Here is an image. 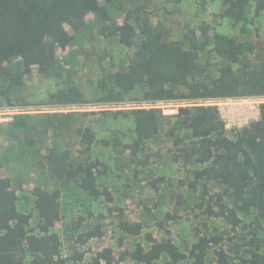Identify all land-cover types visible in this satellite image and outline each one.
<instances>
[{
    "label": "rangeland",
    "instance_id": "rangeland-1",
    "mask_svg": "<svg viewBox=\"0 0 264 264\" xmlns=\"http://www.w3.org/2000/svg\"><path fill=\"white\" fill-rule=\"evenodd\" d=\"M103 4L109 20L88 12L83 28L67 26L74 40L65 48L57 47L51 70L42 72L39 65L33 64L32 71L23 74L22 58L18 57L6 64L7 73H0V164L17 190L19 210L33 213L35 228L40 219L34 209L36 190H61L62 215L53 231L61 237L65 257L75 252L84 254L83 261L71 260L69 264H104L96 256L106 247L115 251L114 264H131L130 259L118 261L120 252L134 249L139 242L146 244L147 232L163 239L166 234L160 222L171 230V237L184 253L188 254L200 237L225 233L220 242L231 264H256L252 252H256L259 242L264 245V219L255 209L243 211L240 203H235L216 182L193 184L194 166L178 158L173 141L164 134L149 141L138 155L127 147L135 138L129 110L162 108L165 115H172L179 112L180 106L197 103L147 99L144 87L128 93L121 90L116 76L128 71L136 48L105 29L114 23H130L136 28L137 44L145 39L141 34L144 21L150 22L155 34H162L167 43L188 48L200 37L199 63L205 76H218L230 64L228 56L215 49L218 35L247 42L254 47L238 64L233 63L235 70L264 71V0H250L242 21L224 14L226 0H113ZM202 30L208 31L206 44ZM200 101L218 107L233 138L236 130L260 118L264 95L240 94ZM80 127L91 128L96 135L91 155L106 165L99 184L111 190L113 202L104 196L96 199L77 183L64 182L54 175L49 163L51 149L69 150L77 161L88 158L78 133ZM219 194L236 210L240 219L237 227L210 215L208 200L212 196L214 203ZM121 220L141 223L142 234L123 232ZM98 225L104 235L87 239L86 232ZM25 257L28 263L33 259L28 252Z\"/></svg>",
    "mask_w": 264,
    "mask_h": 264
},
{
    "label": "trees",
    "instance_id": "trees-1",
    "mask_svg": "<svg viewBox=\"0 0 264 264\" xmlns=\"http://www.w3.org/2000/svg\"><path fill=\"white\" fill-rule=\"evenodd\" d=\"M113 0H0V73H7L6 64L20 57L23 74L32 71L33 64L42 72L55 66L57 47H67L74 40L67 26L79 30L85 25L88 12H95L107 21L109 12L103 4ZM250 0H226L224 14L242 21L246 18ZM118 35L121 41L136 51L131 57L128 71L117 74L116 83L124 92L146 88L145 96L167 101L192 100L196 105L180 106L177 114L165 115L162 108H136L127 112L135 124V138L127 144L138 155L149 141L164 134L173 141L178 158L193 165V184L209 180L224 187L243 211L252 208L264 219V102L260 103V118L250 125L228 135L226 123L218 107L203 105L202 99L236 95H264V71H238L243 55L253 49L247 42L216 37L215 49L228 56L230 64L223 67L218 76H205L200 68V37L185 48L176 43H167L162 34H155L150 22L144 21L141 34L145 39L135 42L136 28L130 23H114L105 29ZM202 40L208 43V31L202 30ZM201 78V80H198ZM184 86V89L181 87ZM80 139L88 153L84 161H77L69 150L50 151L49 163L54 175L64 182H74L94 198L106 197L113 202L109 188L101 187L99 177L106 173L105 163L93 158L91 153L96 135L91 128L78 129ZM107 144V140H104ZM177 158V160H178ZM0 164V264H69L71 260L83 261L84 254L75 252L70 257L62 254V240L53 231L62 215L61 190L38 189L35 192L34 209L39 214L37 227H32L33 213L21 212L19 197L10 177L4 176ZM208 200L211 216L226 219L237 227L240 219L236 210L226 205L219 194L213 203ZM215 205L219 210L216 211ZM216 206V207H217ZM120 229L131 235H141L139 222L121 220ZM160 228L166 234L157 239L153 232L144 236L146 244L139 242L134 249L120 252L118 261L130 259L131 264H231L230 256L221 240V235L200 237L188 254L171 237V230ZM104 235L100 225L86 232L87 239ZM83 237V236H81ZM264 245L259 242L252 252V262H264ZM31 253L30 263L25 259ZM213 257L212 260L210 258ZM96 260L114 264L117 259L113 248L106 247L97 253Z\"/></svg>",
    "mask_w": 264,
    "mask_h": 264
}]
</instances>
